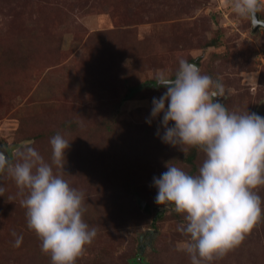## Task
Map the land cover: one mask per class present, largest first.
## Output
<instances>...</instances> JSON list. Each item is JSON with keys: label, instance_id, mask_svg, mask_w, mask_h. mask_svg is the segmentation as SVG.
Wrapping results in <instances>:
<instances>
[{"label": "rangeland", "instance_id": "1", "mask_svg": "<svg viewBox=\"0 0 264 264\" xmlns=\"http://www.w3.org/2000/svg\"><path fill=\"white\" fill-rule=\"evenodd\" d=\"M258 13L264 21V11ZM216 36L218 42L209 46ZM180 59L195 60L201 74L213 71L212 80L225 92L216 99L230 112L264 118V29L252 32L251 21L238 17L229 0H0V142L13 163L24 146L48 158L41 153L44 141L30 135L55 129L70 113L72 96V105L88 108L85 117L119 112L113 135L96 136L89 148L104 173L80 174L78 142L64 172L53 168L83 193L85 212L92 205L98 212L97 222L90 220L94 214L84 220L97 235L75 264H191L176 250L185 239L177 231L184 218L170 205L155 203L153 181L168 163L198 174L203 153L186 162L188 152L143 126L151 114L149 96L161 88L154 86L155 73L170 75ZM98 63L110 72L111 87H89L77 98V85ZM135 66L142 69L140 89L127 99L124 79ZM116 101L117 108L110 105ZM124 149L132 164L119 156ZM140 151L145 161L138 165ZM0 187V264H51L49 255L39 256L40 240L28 229L19 190L6 172L0 173ZM257 193L264 202V186ZM13 233L23 237L20 247H14ZM208 264H264V218L239 246Z\"/></svg>", "mask_w": 264, "mask_h": 264}, {"label": "clouds", "instance_id": "2", "mask_svg": "<svg viewBox=\"0 0 264 264\" xmlns=\"http://www.w3.org/2000/svg\"><path fill=\"white\" fill-rule=\"evenodd\" d=\"M229 4L238 17L253 22L264 11L262 0ZM154 82L166 88L159 99L153 98L151 110L153 119L163 113V142L179 146L184 154L196 148L204 156L196 175L168 163L167 171L153 181L155 203L170 205L184 218L177 231L185 239L176 250L185 252L191 264H208L239 246L264 218L257 193L264 186V118L230 112L214 99L224 96V86L185 59L179 60L174 76L157 70ZM50 146V163L31 146L16 150L15 163L0 153V173L15 182L27 227L41 241V252L50 256L51 264H75L97 231L83 219V193L53 171L64 172L70 142L57 133ZM3 192L0 187V196ZM22 242L16 236L14 247Z\"/></svg>", "mask_w": 264, "mask_h": 264}, {"label": "trees", "instance_id": "3", "mask_svg": "<svg viewBox=\"0 0 264 264\" xmlns=\"http://www.w3.org/2000/svg\"><path fill=\"white\" fill-rule=\"evenodd\" d=\"M217 39H218V36L214 37L210 42H208L209 46L215 45V43L218 42ZM216 57H217V55L213 56V58H216ZM187 61L190 63L195 62V60H193V59H189ZM176 64H177V66L173 65V67L170 69V76H174L175 71L178 69V63H176ZM140 71H142L140 66L132 67V68H130V74H128V76L124 79V83H125V85H127V91L125 94V96L128 97L127 99L133 98L136 91H138L140 89V85L137 84L138 74ZM86 72L87 73H85V77L87 80H84L79 85H77V94H76L77 98H84L85 93L91 90V89H89V87H92V88L96 87L98 92L103 91L104 88H110L111 87V85H112L111 84V76H110V72H107L106 65L101 64V63H98L94 67L92 65V67L88 68ZM212 73H213L212 70H207V74H208V76L211 77V79L213 78ZM165 92H166V88H163V87L158 88V90H155L154 93L149 96L151 102H153V98L159 99ZM71 93L73 94V92L69 91V94H71ZM138 94H140V93H138ZM74 99H75V96H72L71 100H70L71 102H69V104L67 105V108L69 109L70 113L67 115L64 114V115H62V117H60L61 120L59 122V125L55 129L45 130V131L38 132V133H35L34 135H30V136L32 137V139L34 141H41V143L44 141V143H45L44 149L45 150L42 149L41 153L48 154V158H46L43 155L42 156L45 159V161H47L49 163L51 162V155H52V149L50 146V139L53 136H55L57 133L64 136V138L70 142V146H69L70 149H67L65 151V163L70 162L69 155L73 149V146H74L73 143H77V142L80 143V148H79V152H78L79 158H78V163H77L80 166V174L83 177H88V175L90 176V175H93L94 173L95 174H102V173H104V170L100 166L95 165V162L93 161V159L90 156L91 153L89 152L90 151L89 148L92 145V143H94L93 139L96 136L104 138V137H110L113 135V132H114L113 127L118 123L117 116L119 115L118 114L119 112H115V114H113L112 111H109V116L101 118L99 120H94L90 117L91 113L88 114L87 117L84 116L87 113V110H88L87 107H85V106L79 107V106L72 105ZM119 103H120V101H116V102L111 103L110 105L117 108V105L119 106ZM152 107H153V103H152ZM151 110H152V108H151ZM151 110H150V113H151ZM82 118H85V120H83ZM162 119H163V113H161L160 116L156 117L155 119H153L151 117V114H150L149 119L143 123L145 131H152V130L158 131L159 130V132H163L164 130L162 127ZM148 121H151V123H149ZM169 126L170 127L174 126V124H170ZM119 134H122V133L119 132ZM29 139L30 138H28V140ZM197 152H198V149H196V148L189 149L188 153L185 157L186 162H188V161L191 162L193 160V158H195V156L197 155ZM144 153H145L144 151H140V154L138 155V157L136 159L138 162L141 160V162L138 165H141V163H144V161H145L144 160ZM118 154L120 157L122 156L123 162L132 164L133 161L131 160V157L130 156L127 157V155H126L127 149L120 151ZM192 170H193V172H195V170H196L195 165H192ZM119 202L121 203V201H119ZM100 204H102V203H100ZM121 204H123V203H121ZM102 205H104V204H102ZM156 213H157L156 217L161 216V214L158 213V211ZM93 214H94L95 218L92 217L90 220L97 222L98 212L95 209L94 205H92L91 210H89V208H88L87 212L84 211L83 219L86 221L89 219V217L93 216ZM39 245H41V241L39 242ZM40 249H41V246H40ZM41 254H42V252L40 251L39 256ZM45 256H46V254H45ZM37 259H40V257H38ZM50 262H51V260H50ZM133 263H134V261H133ZM42 264H44V263H42Z\"/></svg>", "mask_w": 264, "mask_h": 264}, {"label": "water", "instance_id": "4", "mask_svg": "<svg viewBox=\"0 0 264 264\" xmlns=\"http://www.w3.org/2000/svg\"><path fill=\"white\" fill-rule=\"evenodd\" d=\"M259 28H263L264 29V21L259 18V13H257L256 17H255V22L251 21L252 32L256 31ZM192 64H194V63H192ZM154 86H156V85L154 84ZM214 99H216V98H214ZM0 153H3L6 157L9 158L8 152H7L6 148L4 147V145L1 142H0Z\"/></svg>", "mask_w": 264, "mask_h": 264}, {"label": "flooded vegetation", "instance_id": "5", "mask_svg": "<svg viewBox=\"0 0 264 264\" xmlns=\"http://www.w3.org/2000/svg\"><path fill=\"white\" fill-rule=\"evenodd\" d=\"M140 259V258H139ZM139 263H140V261H139ZM141 263H142V261H141Z\"/></svg>", "mask_w": 264, "mask_h": 264}]
</instances>
